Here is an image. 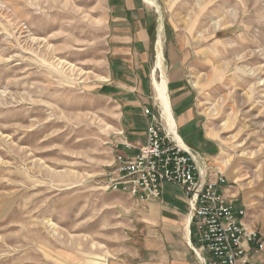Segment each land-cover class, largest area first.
Masks as SVG:
<instances>
[{
	"label": "rangeland",
	"instance_id": "374dc122",
	"mask_svg": "<svg viewBox=\"0 0 264 264\" xmlns=\"http://www.w3.org/2000/svg\"><path fill=\"white\" fill-rule=\"evenodd\" d=\"M154 1L164 60L145 95L162 108L154 80L167 79L169 58L188 59L196 109L219 145L200 160L261 219L264 0ZM108 3L0 0V264H105L123 242L118 204L130 196L108 186L118 141L137 136L152 108L138 110V94L109 77Z\"/></svg>",
	"mask_w": 264,
	"mask_h": 264
},
{
	"label": "crops",
	"instance_id": "0c3cea01",
	"mask_svg": "<svg viewBox=\"0 0 264 264\" xmlns=\"http://www.w3.org/2000/svg\"><path fill=\"white\" fill-rule=\"evenodd\" d=\"M108 7L109 77L118 88L138 94V110L142 105H150L152 111L157 112L158 98L145 95L144 88L151 67L154 75L158 53L156 39L163 33L158 13L145 0H109ZM187 62L185 56H174L167 62L171 65L167 71L170 106L176 133L191 151L198 156L203 153L209 161L218 155L219 145L206 132L196 109L195 91L186 78ZM158 71L161 70L157 69L156 73ZM121 81L132 82L136 87L123 86ZM140 115L144 121L137 136L128 132L118 141L122 144L119 154L125 157L135 155L137 149L146 144L148 119ZM227 180L228 194L239 199V192L236 194ZM124 199L118 204L119 215L126 214L122 217L123 242L105 264H207L209 256L204 248L198 247L197 255L191 248L196 243L195 227L190 222V208L182 189L165 185L163 196L154 201ZM246 212L247 226L264 234V216L261 219L249 217L247 207Z\"/></svg>",
	"mask_w": 264,
	"mask_h": 264
},
{
	"label": "built area",
	"instance_id": "2783aa9c",
	"mask_svg": "<svg viewBox=\"0 0 264 264\" xmlns=\"http://www.w3.org/2000/svg\"><path fill=\"white\" fill-rule=\"evenodd\" d=\"M143 114L148 119L146 144L131 157L117 156V176L108 189L144 202L160 199L165 185L179 187L195 227L191 248L196 255L202 247L207 264H264V234L247 226L246 206L228 194L226 175L177 142L160 105L157 112L146 107Z\"/></svg>",
	"mask_w": 264,
	"mask_h": 264
},
{
	"label": "bare ground",
	"instance_id": "6f19581e",
	"mask_svg": "<svg viewBox=\"0 0 264 264\" xmlns=\"http://www.w3.org/2000/svg\"><path fill=\"white\" fill-rule=\"evenodd\" d=\"M145 1L151 6L158 7L157 3L154 0H145ZM158 22H159V20H158ZM160 25H162V24H160ZM161 30H162V27H161ZM157 32H158V30H157ZM160 41H158V43L156 42L158 44V53L156 54L157 55V62L156 63H157L158 68H160V70L162 72V64H163V60L164 59H163V53L161 51L162 48H161V44H160L161 42ZM154 84H155L156 89L158 91V94L160 96V101H161V105H162V109H163L164 115H165V117H166V119H167V121L169 123V126L171 127V129L174 132L175 139L177 140V142L181 146H183L186 150H188L190 153H192L194 155V157H196V154L193 151H191L186 146V144L182 141V139L179 137V135L177 133L175 134L176 127H175V122H174V119H173L172 110H171V106H170V97H169V91H168V81H167L166 77L164 75H162V82L159 83L156 80H154ZM193 86L196 87V84L193 83Z\"/></svg>",
	"mask_w": 264,
	"mask_h": 264
}]
</instances>
